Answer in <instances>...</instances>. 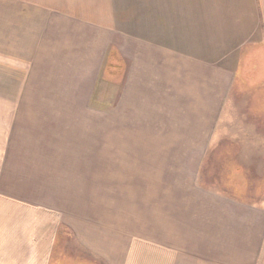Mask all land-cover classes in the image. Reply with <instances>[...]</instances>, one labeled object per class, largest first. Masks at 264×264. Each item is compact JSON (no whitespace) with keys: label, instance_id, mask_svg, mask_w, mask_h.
<instances>
[{"label":"crops","instance_id":"obj_1","mask_svg":"<svg viewBox=\"0 0 264 264\" xmlns=\"http://www.w3.org/2000/svg\"><path fill=\"white\" fill-rule=\"evenodd\" d=\"M15 9L0 264H264V198L244 180L264 160V108H247L264 68L244 77L264 64V0Z\"/></svg>","mask_w":264,"mask_h":264},{"label":"rangeland","instance_id":"obj_2","mask_svg":"<svg viewBox=\"0 0 264 264\" xmlns=\"http://www.w3.org/2000/svg\"><path fill=\"white\" fill-rule=\"evenodd\" d=\"M16 11L17 10L15 9V12H14V0H0V88H9L12 85L14 86V36H15L14 27L17 29L19 25V21H20L16 14ZM16 35H17V32H16ZM257 57H260L259 54L253 55L252 59L248 60L249 63L246 65L247 66L246 71L250 74L244 75L245 78H248L251 75L257 77L258 75H257V72H255V70L261 67L264 68V64L260 63L262 60ZM257 71L259 72V69ZM105 78L106 76H104L103 81L101 82L102 89H104L103 82ZM102 89L100 87L99 91H101ZM253 93L254 94L251 96L249 105L247 106L248 111L251 110V107L253 106H259L263 109L264 108V88H260L256 91L254 90ZM3 99H5L4 95H3L2 100ZM11 102L13 103L14 99ZM5 103L6 101L3 102V104ZM88 103L106 105L107 98L106 96L92 97V101L89 100ZM0 115L2 114L0 113ZM233 132L234 130L231 131V133ZM224 143L227 144L225 141ZM224 143L222 145H219V144L217 145V143L213 145V147L211 148L212 149L211 152L217 153V151L222 152L223 149H227L224 146ZM233 145H231V148H234ZM259 148H260L259 152L264 151V146H259ZM211 162L212 161H210L207 164L206 169L214 167V169L221 171L222 168L226 166L225 161H220V160L218 161L216 159V161H213L214 164ZM88 163L90 162L83 161L82 165H87ZM253 170H254L253 173H257L258 175L249 176L247 178H244V180L248 182L249 188H253V189L258 188V187L261 188L259 189V191H254V192L251 191V194H250L251 196L256 197V199L258 198L261 200L264 198V192L260 191L264 188V160L256 161V167ZM0 199H3V197L0 196ZM85 201L87 202L89 201V199L85 198Z\"/></svg>","mask_w":264,"mask_h":264}]
</instances>
